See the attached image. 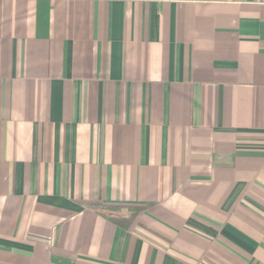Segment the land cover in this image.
Listing matches in <instances>:
<instances>
[{"label":"crops","instance_id":"obj_1","mask_svg":"<svg viewBox=\"0 0 264 264\" xmlns=\"http://www.w3.org/2000/svg\"><path fill=\"white\" fill-rule=\"evenodd\" d=\"M0 264H264V0H0Z\"/></svg>","mask_w":264,"mask_h":264},{"label":"trees","instance_id":"obj_2","mask_svg":"<svg viewBox=\"0 0 264 264\" xmlns=\"http://www.w3.org/2000/svg\"><path fill=\"white\" fill-rule=\"evenodd\" d=\"M93 208H95V209H104V208H113L112 206H106V205H101V204H93V205H91ZM139 210H141V209H139V208H137V209H135L134 210V215L139 211ZM133 215V216H134ZM110 217V219L112 220V221H114V222H116L117 224H121V225H127V223L126 222H130V220H133V216L132 215H130V217H129V220L128 219H126L125 217H123V216H121V215H109Z\"/></svg>","mask_w":264,"mask_h":264},{"label":"rangeland","instance_id":"obj_3","mask_svg":"<svg viewBox=\"0 0 264 264\" xmlns=\"http://www.w3.org/2000/svg\"><path fill=\"white\" fill-rule=\"evenodd\" d=\"M104 211L108 212V213H112L113 215H117V212H122V209H114V208H104ZM118 210V211H117ZM121 210V211H120Z\"/></svg>","mask_w":264,"mask_h":264}]
</instances>
